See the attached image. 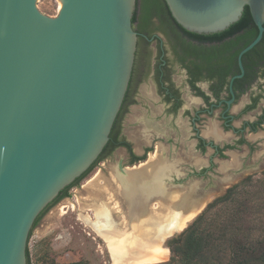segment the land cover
Instances as JSON below:
<instances>
[{"label": "water", "instance_id": "95a60500", "mask_svg": "<svg viewBox=\"0 0 264 264\" xmlns=\"http://www.w3.org/2000/svg\"><path fill=\"white\" fill-rule=\"evenodd\" d=\"M163 1L197 35L225 31L248 8L258 33L241 70L262 39L264 0ZM58 2L49 17L37 0H0V264H27L37 217L98 159L134 64L137 0Z\"/></svg>", "mask_w": 264, "mask_h": 264}, {"label": "flooded vegetation", "instance_id": "af4514ba", "mask_svg": "<svg viewBox=\"0 0 264 264\" xmlns=\"http://www.w3.org/2000/svg\"><path fill=\"white\" fill-rule=\"evenodd\" d=\"M139 18L133 24L137 44L128 87L109 140L90 170L116 152L121 154L117 180L150 157H155L156 166L147 177L163 178L162 182L166 178H239L247 168L262 166L264 33L258 45L241 56V70L239 54L246 46L240 48L238 38L245 35L243 31L224 35L226 29L198 35L204 37L198 39L182 30L171 15L149 16L143 30ZM213 35L223 36L208 38ZM85 179L78 178L63 189L42 216L53 206L69 203L71 191L83 188ZM106 183L117 188L114 193L121 202L116 181ZM83 200L80 216L70 206L63 209H67L64 214L73 213L74 225L90 236L80 217L93 219V201Z\"/></svg>", "mask_w": 264, "mask_h": 264}, {"label": "rangeland", "instance_id": "374dc122", "mask_svg": "<svg viewBox=\"0 0 264 264\" xmlns=\"http://www.w3.org/2000/svg\"><path fill=\"white\" fill-rule=\"evenodd\" d=\"M58 4H60L58 0H37L36 6L42 14L52 17L58 12ZM120 158L121 154L116 152L109 160L97 164L81 183L83 188L77 186L74 191H71L72 196L69 203L53 206L42 216L28 240L29 264H66L69 262H73L72 264H112L104 241L89 228H85V232L90 236L81 233L80 229L74 225L73 213L64 214L67 209H63V205L70 206L80 216L85 208V205L81 204L85 202L83 199L90 197L92 203L108 202L107 205L114 210L116 220L124 222L122 204L117 194L114 193L117 188H109L106 183L111 179L117 180L115 170ZM239 176V178H166V182H162V185L168 192L183 191L192 185H199V195H197L205 199L202 209L190 219L182 230L188 228L204 211L208 210V205L222 196L227 189L238 184L246 176H251V183L240 188L239 199L233 203L216 206L211 210L208 222L205 224L216 232L215 236L218 235V227L225 222L229 224L228 229L232 231V226H240L242 234H248L246 236L251 239V242L264 238V164L247 168ZM238 211H243V216L238 222H231L230 219L233 217L231 214ZM91 214L93 216L90 205V216ZM82 218H86L90 222L94 216L90 220L87 217H80L81 220ZM154 218L153 214L149 226L154 224ZM70 226H73L74 229H71ZM181 231L175 232L168 238L160 239L161 246L159 248H166L168 254L163 259L150 264L167 263L172 259L168 247L169 242L178 237L183 232ZM204 256L210 261L213 259V253L206 252ZM211 264L217 263L211 262Z\"/></svg>", "mask_w": 264, "mask_h": 264}, {"label": "bare ground", "instance_id": "6f19581e", "mask_svg": "<svg viewBox=\"0 0 264 264\" xmlns=\"http://www.w3.org/2000/svg\"><path fill=\"white\" fill-rule=\"evenodd\" d=\"M155 166V157H150L144 165L129 170L125 178L116 180L124 222L113 217L108 202L91 204L92 221L82 218L106 244L112 264H150L163 259L168 250L159 248L160 239L180 232L204 206V197L198 196L199 185L168 192L163 188V178L147 177L154 173ZM153 214L155 222L149 226Z\"/></svg>", "mask_w": 264, "mask_h": 264}, {"label": "trees", "instance_id": "16d2710c", "mask_svg": "<svg viewBox=\"0 0 264 264\" xmlns=\"http://www.w3.org/2000/svg\"><path fill=\"white\" fill-rule=\"evenodd\" d=\"M151 15L170 17L168 8L163 0H137L136 10L132 19V25L139 18V28L145 29L148 17ZM239 31H243L245 35L238 38L243 45L247 46L253 41L257 34V29L253 24L248 8L244 9L240 20L231 25L224 35H232ZM198 39H204L202 36L191 34ZM223 35H213L209 39H221ZM206 38V37H205ZM90 169L80 178L88 175ZM251 183V177L244 178L238 184L233 185L226 192L216 198L210 205L208 210L204 211L188 228H186L178 237L172 239L169 243V250L172 259L167 263L160 264H264V238L256 239L251 242L250 238L242 234L240 226L234 225L233 231L228 229L229 224L223 223L218 227V235L205 222H208L211 210L218 205L233 203L239 199V190ZM42 212L35 220V227L41 219ZM243 211L233 213L231 222H238L243 216ZM220 217V216H219ZM223 217V216H222ZM217 222V221H216ZM31 235V234H30ZM29 235V237H30ZM206 252L212 254V261L205 258ZM229 254V255H228ZM228 259L226 260V257ZM27 264H29L28 248L26 251Z\"/></svg>", "mask_w": 264, "mask_h": 264}]
</instances>
